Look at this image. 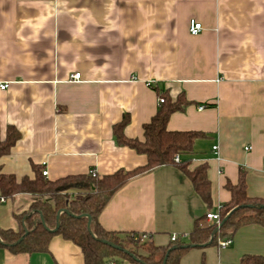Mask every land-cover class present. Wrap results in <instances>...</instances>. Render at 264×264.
I'll use <instances>...</instances> for the list:
<instances>
[{"label": "crops", "instance_id": "obj_1", "mask_svg": "<svg viewBox=\"0 0 264 264\" xmlns=\"http://www.w3.org/2000/svg\"><path fill=\"white\" fill-rule=\"evenodd\" d=\"M191 20L203 26L197 36ZM1 84L9 87L0 90V143L9 127L20 139L0 172L18 181L35 179V167L49 181L143 168L147 157L119 146L114 126L127 115L126 137L144 141L143 126L160 107L156 88L190 102L168 129L206 135L181 162L208 165L212 206L176 166H161L114 195L99 217L107 231L145 234L158 247L172 235L188 242L197 221L214 224L205 216L231 200L225 186L240 170L249 196L264 199V0H0ZM37 200L0 202V229L18 230L15 215ZM246 255L264 257V227L241 228L227 249L194 248L181 264H241ZM0 264L85 260L56 236L47 253L0 249Z\"/></svg>", "mask_w": 264, "mask_h": 264}, {"label": "trees", "instance_id": "obj_2", "mask_svg": "<svg viewBox=\"0 0 264 264\" xmlns=\"http://www.w3.org/2000/svg\"><path fill=\"white\" fill-rule=\"evenodd\" d=\"M156 91L160 107L151 121L143 126L144 141L126 137L125 129L130 123L127 115L113 128L119 146L128 147L147 157L145 167L131 172L120 170L103 179L94 178L89 173L57 181L47 180L37 167L35 179L25 177L21 181L13 175L0 172V198L13 200L20 194H30L38 198L32 204L31 212L15 215L19 224L18 230L0 229V249H6L14 255L47 253L51 240L61 236L81 249L85 264H119L120 261L134 264H181L182 258L194 248L218 246L220 240H233L236 233L248 225L264 227V199L249 196L247 174L243 170L239 171L236 184L228 181L225 186L231 194V200L221 205V222L231 215L217 233L216 224L204 227L197 221L188 242L178 239L166 247H158L145 240L149 238L145 234L110 232L101 226L99 217L114 195L131 179L161 166H176L191 181L194 191L202 201L208 207L212 206L208 165L203 164L191 170V161L177 164L174 160L177 155L180 160L182 156L190 155L195 141L206 136L195 131L168 129L171 116L185 111L190 102L184 94L172 99L163 89L156 88ZM19 139V132L9 127L5 141L0 143V158L9 154ZM77 196L80 198H76ZM87 216L92 219L90 227ZM58 225L55 233L50 232ZM104 241L119 246L122 250H116ZM241 264H264V257L246 255Z\"/></svg>", "mask_w": 264, "mask_h": 264}, {"label": "built area", "instance_id": "obj_3", "mask_svg": "<svg viewBox=\"0 0 264 264\" xmlns=\"http://www.w3.org/2000/svg\"><path fill=\"white\" fill-rule=\"evenodd\" d=\"M202 30H203V26H202L201 23L197 22L196 20H191L190 21V24H189V32H190L191 35L197 36L198 34H200L202 32ZM73 79L75 81H79L81 79V74H75L73 76ZM148 86L152 87L153 85L149 83ZM8 87H9V84H1L0 85V90L5 91L6 89H8ZM162 102H163V100L161 99L160 100V103H162ZM203 108L204 107L201 106L200 107V110H202ZM217 149H218L217 147H214V150L215 151ZM174 160H175V163H177V164L181 162L180 157L178 155L175 157ZM263 170H264V167H263ZM90 174L94 178H99V176H98V174H97V172L95 170H91ZM42 175L44 177H47V175H48L47 170L43 171L42 172ZM5 201H6L5 199L0 198V202L1 203H4ZM220 209H221V206L219 207V210H218L217 213H208V214H206L205 220L210 221V222H213L214 224H216L217 226H219L221 224V217H220V213H219ZM178 239H179V236H177V235H172L171 236V242H174V241H176ZM142 240H143V238H142ZM231 244H232V240H226V241L220 240L218 242V248H220V249H227ZM111 264H115V263H111Z\"/></svg>", "mask_w": 264, "mask_h": 264}, {"label": "water", "instance_id": "obj_4", "mask_svg": "<svg viewBox=\"0 0 264 264\" xmlns=\"http://www.w3.org/2000/svg\"><path fill=\"white\" fill-rule=\"evenodd\" d=\"M60 214H61V212L59 213V215H58V219H60ZM231 215V214H230ZM230 215H228V217L227 218H225V220H223L222 222H221V224L218 226V228H217V230L215 231V233H217L219 230H220V228L224 225V223L227 221V219L230 217ZM81 217H83V216H81ZM80 217V218H81ZM87 218H88V220H89V222H88V226L90 227V225H91V222H92V219H91V217H89V216H87ZM41 222H42V224L45 226V222H44V220H43V218H41ZM47 228V227H46ZM58 228H59V225L56 227V229L55 230H50V232H53V233H55L57 230H58ZM49 230V229H48ZM28 233L26 232V235H27ZM22 241V239L20 240V242ZM104 243L106 244V245H108V246H110V247H112V248H114V249H116V250H122L121 249V247H119V246H116V245H114V244H112V243H109V242H107V241H104ZM126 253H129V251H125ZM167 259V258H166ZM166 259H165V262H166Z\"/></svg>", "mask_w": 264, "mask_h": 264}]
</instances>
